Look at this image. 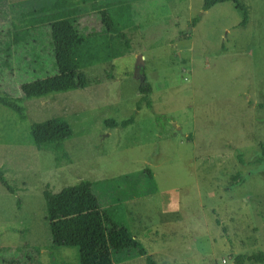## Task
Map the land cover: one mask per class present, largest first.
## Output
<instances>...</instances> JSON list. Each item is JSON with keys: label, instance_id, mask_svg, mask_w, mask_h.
<instances>
[{"label": "rangeland", "instance_id": "1", "mask_svg": "<svg viewBox=\"0 0 264 264\" xmlns=\"http://www.w3.org/2000/svg\"><path fill=\"white\" fill-rule=\"evenodd\" d=\"M51 3L0 0V31L27 35L33 17L42 23L59 15ZM240 3L244 27L231 2L203 12V0H100L129 22L131 49L118 58L109 48L114 37L86 3L77 21L92 25L77 50L85 88L26 99L20 88L35 81L30 72L14 65L0 73V95L26 116L0 105V169L17 190L0 184V249L30 245L40 250L34 264H79L77 248L52 246L43 191L88 180L146 250L118 254L113 264H148L147 257L153 264H235L237 256L264 253V0ZM31 39L40 43L36 31ZM138 56L144 79L134 75ZM145 81L152 109L137 111ZM132 115L125 128L105 124ZM53 118L66 120L73 135L57 150L38 151L31 125Z\"/></svg>", "mask_w": 264, "mask_h": 264}, {"label": "trees", "instance_id": "2", "mask_svg": "<svg viewBox=\"0 0 264 264\" xmlns=\"http://www.w3.org/2000/svg\"><path fill=\"white\" fill-rule=\"evenodd\" d=\"M56 2L52 0L51 4L53 10L59 15L50 18L51 20L47 18L49 21L37 23L33 17L37 9L24 15L25 18L33 17V20L30 19L25 24L28 28L27 35L11 36V30L8 33L3 29L0 31V73L5 70L11 71L14 67L19 71L22 67L35 79L34 82L27 83L20 88L26 99L41 98L53 93L83 89L87 86L86 77L79 72L77 62L80 41L91 36L92 25L88 23L79 25L77 22L81 16L82 6L86 3L90 6L94 21L105 33L114 37L109 43L111 56L121 57L131 49L130 40L125 33L129 22H126L122 9L120 11L117 9L112 13L102 7L99 0H59L58 3ZM226 2H231L236 9L242 12L239 25L246 26L248 13L240 0H203L202 11L206 12L215 5ZM200 18L201 14L192 18L190 27H194ZM35 31L40 39L39 44L31 39ZM41 47L45 48V52L38 54ZM51 75L55 77L50 78ZM0 76L2 77L1 74ZM151 93V85L146 81L143 82L139 87L140 98L136 102L137 111L142 105L146 109H152V102L149 98ZM0 105L18 114L21 119L26 117L24 108L8 96L0 95ZM134 118L135 116L132 115L119 123L110 119L106 120L105 124L109 128L118 126L125 128L133 124ZM72 135L73 130L70 124L62 118L35 122L30 128L31 142L38 151L57 150L61 148V143ZM260 147L261 157L258 162L264 161V145L261 144ZM0 184L8 193L16 195V188L9 184L2 169H0ZM97 185L88 180H82L78 184L62 188L57 193L49 189L43 191L46 221L52 246L77 248L79 264H113L116 255L130 251L138 256H145L146 250L133 237L129 229L103 208L95 193L94 188ZM39 251L37 247L30 245L15 249L3 248L0 249V264H34ZM245 259L264 264V253L237 256L235 264H243ZM146 260L148 264H153L150 257Z\"/></svg>", "mask_w": 264, "mask_h": 264}, {"label": "water", "instance_id": "3", "mask_svg": "<svg viewBox=\"0 0 264 264\" xmlns=\"http://www.w3.org/2000/svg\"><path fill=\"white\" fill-rule=\"evenodd\" d=\"M143 65H144V63H143L142 57L138 56L136 64H135L134 75L136 77H141L142 79H144V76L141 72Z\"/></svg>", "mask_w": 264, "mask_h": 264}, {"label": "crops", "instance_id": "4", "mask_svg": "<svg viewBox=\"0 0 264 264\" xmlns=\"http://www.w3.org/2000/svg\"><path fill=\"white\" fill-rule=\"evenodd\" d=\"M99 3H100V0H99ZM100 5H101V4H100ZM101 6H102V5H101ZM102 7H104V6H102ZM106 9H107V8H106ZM108 10H109V9H108ZM120 10H121V9H118V11H120ZM109 11H110V10H109ZM110 12H111V11H110ZM127 25L129 26V24H127ZM128 26H127V27H128ZM126 29H127V28H126ZM126 29H125V30H126ZM125 202H126V201H125ZM123 203H124V202H123Z\"/></svg>", "mask_w": 264, "mask_h": 264}]
</instances>
